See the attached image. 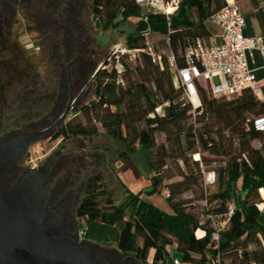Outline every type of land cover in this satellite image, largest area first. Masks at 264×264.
<instances>
[{
  "label": "trees",
  "instance_id": "trees-1",
  "mask_svg": "<svg viewBox=\"0 0 264 264\" xmlns=\"http://www.w3.org/2000/svg\"><path fill=\"white\" fill-rule=\"evenodd\" d=\"M225 5L226 0H179L176 9L165 15L135 0H92L91 12L103 32L130 19L136 22L123 41L128 46L143 49L149 37L162 36L160 47L151 41L162 64L152 63L143 52L134 62L122 60L121 72L113 65L100 68L94 99L80 110L83 120L75 118L63 125L62 139L94 136L100 127L134 154L140 149L152 151L155 133L161 132L174 143L183 137L189 153L196 152L198 143L226 159L214 171L216 189L201 194L206 200L202 217L187 210L180 197L197 185L202 158L191 160L183 151L179 153L186 168L180 173L182 180L167 184L170 212L144 200L140 191L128 192L118 204L102 175L88 176L77 211L86 238L113 245L145 263L153 251L154 264H166L172 257L184 264H264V210L257 206L264 202L260 195L264 194V131L252 127L253 118L264 115V104L249 89L219 97L200 89L201 105L193 109L174 86L173 67L166 58L172 53L176 65L183 66L189 45L197 39L209 41L217 33L210 18ZM255 140L260 147L252 145ZM158 155L161 158L147 160L153 172L149 193L162 188L165 152Z\"/></svg>",
  "mask_w": 264,
  "mask_h": 264
},
{
  "label": "flooded vegetation",
  "instance_id": "flooded-vegetation-1",
  "mask_svg": "<svg viewBox=\"0 0 264 264\" xmlns=\"http://www.w3.org/2000/svg\"><path fill=\"white\" fill-rule=\"evenodd\" d=\"M91 3L0 0V264L105 261L81 245L85 181L78 157L58 145L76 138L59 133L80 114L104 61Z\"/></svg>",
  "mask_w": 264,
  "mask_h": 264
},
{
  "label": "rangeland",
  "instance_id": "rangeland-1",
  "mask_svg": "<svg viewBox=\"0 0 264 264\" xmlns=\"http://www.w3.org/2000/svg\"><path fill=\"white\" fill-rule=\"evenodd\" d=\"M89 8L90 6L87 5V15L94 28V34L100 44L99 51L104 60L112 44L118 41L123 42L125 37L133 31L136 22L130 19L121 23L117 29L101 32L98 17L93 15ZM151 41L157 42L160 47L163 38L162 36L154 35L151 38L149 37V42ZM93 99V88H85L82 104L89 103ZM159 112L161 113L162 110H159ZM76 119L83 120L81 114H78ZM170 139L168 140L165 134L156 132V147L152 151L147 152L144 149H140L138 152L130 154L121 142L108 136L99 127L98 134L94 136H79L73 140L63 142L62 145H58L78 157L80 181L84 182L92 174H100L116 203H122L128 192L140 191V196L144 200L154 203L166 212H170V207L165 199L168 194L167 184L182 180L180 173L186 171L184 164L180 160L179 153L183 151L191 160H201L202 158V162H200L201 172L198 176L197 185L191 186L189 190L183 192L180 196L182 201L185 202L187 210H191L197 216L202 217L206 200L201 198V194L205 195L206 190L216 189L217 173L214 171L224 165L226 158L224 155L212 154L198 143L194 148L196 152L189 153L185 149L186 143L183 137L179 138V142L175 143L172 138ZM56 143L55 141L50 144L48 149H51ZM260 144L259 141H252L254 147H260ZM233 147H237L236 142H234ZM163 151L165 152L163 157L165 166L160 170L163 177L161 192L149 193L147 191L150 189V177L153 172L149 168L147 160L149 157L154 160L161 158L158 154ZM260 195L264 194L260 192ZM82 225L81 228L84 227Z\"/></svg>",
  "mask_w": 264,
  "mask_h": 264
},
{
  "label": "built area",
  "instance_id": "built-area-1",
  "mask_svg": "<svg viewBox=\"0 0 264 264\" xmlns=\"http://www.w3.org/2000/svg\"><path fill=\"white\" fill-rule=\"evenodd\" d=\"M140 6L157 10L169 15L176 9L179 0H135ZM211 23L217 33L209 41L195 40L184 52V65L178 67L172 53L167 54V62L173 67L174 86L182 91V98L191 104L193 109L200 107L199 90L219 97L231 96L249 89L264 104V88L255 69L248 64V55L258 50L264 58V37H250L244 34L245 20L238 3L226 0V5L212 14ZM148 38L149 31L142 32ZM146 53L152 63L162 64L160 53L151 42L145 47H130L124 42H115L106 55L100 68L113 65L118 72L122 70V60L136 61L141 53ZM264 68V66H262ZM252 127L264 131V115L252 120ZM264 210V202L257 204ZM232 212V207L230 209ZM224 222H221V226ZM85 234V227L80 229ZM216 237V236H215ZM170 264H184L178 257H172Z\"/></svg>",
  "mask_w": 264,
  "mask_h": 264
},
{
  "label": "crops",
  "instance_id": "crops-1",
  "mask_svg": "<svg viewBox=\"0 0 264 264\" xmlns=\"http://www.w3.org/2000/svg\"><path fill=\"white\" fill-rule=\"evenodd\" d=\"M238 5L245 20L244 34L250 37H264V0H240L238 1ZM248 64L251 68L255 69L259 79L264 78V68H262V66H264V58H262L258 50H253L252 53L248 55ZM261 86L264 88V82H261ZM92 242L100 246L99 249H101L102 252L104 251L103 253L105 256L115 259L116 261H122L123 264H154L152 263L153 251H150L147 262L145 263L132 255L120 252L113 245L108 246L95 241ZM170 263L171 259L169 258L166 264Z\"/></svg>",
  "mask_w": 264,
  "mask_h": 264
},
{
  "label": "water",
  "instance_id": "water-1",
  "mask_svg": "<svg viewBox=\"0 0 264 264\" xmlns=\"http://www.w3.org/2000/svg\"><path fill=\"white\" fill-rule=\"evenodd\" d=\"M37 232H38V230H37ZM51 244L54 246V241H53V243L51 242ZM81 245L82 246H92V247H94L95 249H99L100 248V246L98 245V244H96V243H93L92 241H90V240H88V239H84L82 242H81ZM68 248V251H69V253H70V251H71V248L68 246L67 247ZM100 251H101V249H99ZM104 252V251H103ZM115 259H111L110 257H108V256H106L105 257V261H104V263L103 264H123L122 263V261H114ZM77 261L79 262L78 264H95V262L93 261V259H91V258H89V257H87V256H85V254L83 255V254H80L79 256H78V259H77Z\"/></svg>",
  "mask_w": 264,
  "mask_h": 264
}]
</instances>
